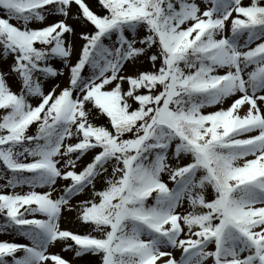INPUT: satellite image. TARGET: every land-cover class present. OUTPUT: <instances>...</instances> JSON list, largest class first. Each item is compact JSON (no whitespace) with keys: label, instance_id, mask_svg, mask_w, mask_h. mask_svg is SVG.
I'll list each match as a JSON object with an SVG mask.
<instances>
[{"label":"snow or ice","instance_id":"snow-or-ice-1","mask_svg":"<svg viewBox=\"0 0 264 264\" xmlns=\"http://www.w3.org/2000/svg\"><path fill=\"white\" fill-rule=\"evenodd\" d=\"M0 233V264H264V0H0Z\"/></svg>","mask_w":264,"mask_h":264},{"label":"rangeland","instance_id":"rangeland-1","mask_svg":"<svg viewBox=\"0 0 264 264\" xmlns=\"http://www.w3.org/2000/svg\"><path fill=\"white\" fill-rule=\"evenodd\" d=\"M61 227L62 228H71L73 231L77 230V228L74 225L66 223L64 221L61 222ZM0 240H8V241H12V242H16V241L26 242L23 238H21L19 236L2 234V233H0ZM50 251L60 253L66 259L69 258V255L61 252L59 247L51 248ZM85 262L87 263V261H85Z\"/></svg>","mask_w":264,"mask_h":264}]
</instances>
